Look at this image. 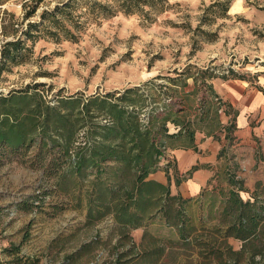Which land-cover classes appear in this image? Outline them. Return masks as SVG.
I'll use <instances>...</instances> for the list:
<instances>
[{
  "label": "rangeland",
  "instance_id": "374dc122",
  "mask_svg": "<svg viewBox=\"0 0 264 264\" xmlns=\"http://www.w3.org/2000/svg\"><path fill=\"white\" fill-rule=\"evenodd\" d=\"M67 1L45 0L42 6ZM94 1L105 3L114 14L103 17L92 10ZM213 1L167 0L162 12L149 11L147 16L118 12L114 0H77L72 9L80 21L74 30L76 38L43 36L32 44L28 41L30 49L23 58L0 73V95L15 93L14 105H57L60 97L85 100L111 94L113 99L137 87L142 97L129 94L150 102L158 95L157 88L168 81L166 77L195 71L198 75L205 72L207 85L212 79H240L264 90V0H230L225 15L219 10L208 11ZM4 6L21 16L18 1ZM202 81L199 76L196 86L189 78L185 86L188 95L182 86L178 88L181 104L197 105V98L206 91ZM34 153V148L21 149L0 160V264L10 258L1 249L10 242L19 244L26 233L21 253L37 255L43 264H63L66 253H74L71 264H111L116 251L125 245L118 240L112 218L97 223L83 221L66 205L67 194L58 186L52 189L53 181L31 162ZM256 189L261 193L260 186ZM184 205L196 229L203 219L206 226L215 222L199 202ZM201 210L204 216L199 219ZM147 227L168 247L163 262L204 263L194 245L182 248L177 244L174 228L159 223ZM141 229L134 231L136 242L141 240ZM232 243L228 244L239 246L236 239ZM239 264L255 263L243 253Z\"/></svg>",
  "mask_w": 264,
  "mask_h": 264
},
{
  "label": "trees",
  "instance_id": "16d2710c",
  "mask_svg": "<svg viewBox=\"0 0 264 264\" xmlns=\"http://www.w3.org/2000/svg\"><path fill=\"white\" fill-rule=\"evenodd\" d=\"M8 1L20 3L21 16H16L4 6ZM76 1L68 0L62 5L55 3L46 7L42 6L45 0H0V73L9 64L23 58L30 49L28 41L32 44L43 36L74 40V30L80 24L72 11ZM114 2L118 12L125 15L140 13L148 16L149 11L162 12L167 5V0ZM229 3L230 0H215L207 9L219 10L225 15ZM91 9L103 17L114 14L108 5L99 1H94ZM177 76L166 77L168 81L157 88L158 95L152 96L150 102L129 94L139 93L142 97L137 87L126 89L113 99L111 94L94 95L85 100L60 97L56 100L57 105H14L18 97L15 93L0 95V160L6 158L8 152L13 156L21 149L26 152L34 148L31 162L40 166L46 178L53 181L52 189L58 186L65 194L64 181L71 173L94 168L95 177H99L106 171V162L110 160L118 164L116 173L130 172L133 168L135 176L130 189L87 192L86 223L110 214L119 231L118 240L125 244L116 251L111 264H168L163 262L166 247L161 237L148 230L147 225L151 223L174 228L178 235L177 244L182 248L194 245L203 264H239L243 253H247L255 264H264V182H256L261 193L256 189L252 201L244 200L240 195L242 180L233 167H229L226 177L230 187L220 191L222 198L216 214L210 216L215 222L206 226L203 219L196 229L195 223L185 214L187 199L170 194L166 185L145 179L157 168H163L169 179V171L174 170V160L168 156L163 161L160 155L177 146L192 145V124L205 120L210 112L214 120L220 115L219 107L224 104L210 83L206 84L205 72L200 75L196 71L184 72ZM199 76L203 78L206 91L197 99L193 119L173 116L174 112L176 114L182 109L177 105H184L180 103L181 91L178 88L182 86L184 95H188L185 90L187 79L192 78L198 86ZM167 120L173 123L172 131ZM233 127V122L223 126L229 139ZM93 195L104 204L95 205ZM212 208L213 202L208 206L209 212ZM142 226L141 240L136 242L131 230ZM27 235L23 236L22 242ZM228 236L241 240V247L233 249L226 241ZM22 242H10L1 249L10 257L2 264H43L41 257L21 253ZM83 248L84 245L77 249V253ZM73 254L66 253L63 264H71ZM256 256L259 259H255Z\"/></svg>",
  "mask_w": 264,
  "mask_h": 264
},
{
  "label": "crops",
  "instance_id": "0c3cea01",
  "mask_svg": "<svg viewBox=\"0 0 264 264\" xmlns=\"http://www.w3.org/2000/svg\"><path fill=\"white\" fill-rule=\"evenodd\" d=\"M209 83L212 90L223 100L226 112L214 120L211 119V112L208 113L205 120L192 124L194 128L192 145L177 146L168 151L171 153L169 157L174 160V170L169 171V179L163 168L149 172L145 179H152L168 186L170 194L187 199V202H199L205 208L206 214L212 216L216 214L222 198L220 191H226L230 187L226 177L229 167H233L242 180L243 190L240 191V195L244 200L252 201L253 196L256 195V182H264V90L240 79H227L221 82L212 79ZM177 106L182 109L176 114L174 112L173 116L193 119L197 105ZM261 118L263 120L257 126L256 123ZM229 122L234 124L230 131L231 139L226 137V131L223 128ZM167 125L172 131L173 123L167 120ZM106 165L108 166L106 171L99 177H95L94 168H86L79 173H71L64 181L66 184L63 190L67 194L66 205H70L69 209L79 213L85 222L88 220L86 216L88 191L99 189L101 192L131 188L135 176L133 168L130 172L122 174L115 171L118 166L116 161L110 160L106 162ZM256 173H258L257 177ZM93 199L95 205L104 204V201L102 203L101 199H97L95 195ZM107 199L110 205L109 196ZM211 202H213V208L209 212L208 206ZM72 206L78 208L73 209ZM202 212L203 210L198 213L199 219L204 216ZM109 216L111 215L108 214L107 217ZM107 217L92 220L97 223ZM211 222H214V219ZM139 228L131 230L134 237V231ZM143 229L144 226L140 231L143 232ZM226 239L230 244H233L234 239L239 241L237 248L232 246L234 249L241 247V240L232 236ZM167 250L168 247L165 248V252Z\"/></svg>",
  "mask_w": 264,
  "mask_h": 264
},
{
  "label": "built area",
  "instance_id": "2783aa9c",
  "mask_svg": "<svg viewBox=\"0 0 264 264\" xmlns=\"http://www.w3.org/2000/svg\"><path fill=\"white\" fill-rule=\"evenodd\" d=\"M218 112L220 114H223L224 113V104H222L219 109H218ZM169 150H165L164 151V155H160V159L163 160V161H166V157L169 156V153H168Z\"/></svg>",
  "mask_w": 264,
  "mask_h": 264
}]
</instances>
